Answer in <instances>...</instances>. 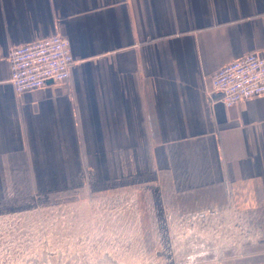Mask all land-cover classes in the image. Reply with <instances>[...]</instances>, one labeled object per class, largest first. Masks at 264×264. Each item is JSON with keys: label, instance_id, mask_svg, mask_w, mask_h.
<instances>
[{"label": "crops", "instance_id": "0c3cea01", "mask_svg": "<svg viewBox=\"0 0 264 264\" xmlns=\"http://www.w3.org/2000/svg\"><path fill=\"white\" fill-rule=\"evenodd\" d=\"M55 34L71 78L17 93L10 49ZM250 53L264 0H0V196L244 186L264 223V97L227 107L212 85Z\"/></svg>", "mask_w": 264, "mask_h": 264}, {"label": "rangeland", "instance_id": "374dc122", "mask_svg": "<svg viewBox=\"0 0 264 264\" xmlns=\"http://www.w3.org/2000/svg\"><path fill=\"white\" fill-rule=\"evenodd\" d=\"M194 194L129 182L0 196V264H264L249 189Z\"/></svg>", "mask_w": 264, "mask_h": 264}, {"label": "built area", "instance_id": "2783aa9c", "mask_svg": "<svg viewBox=\"0 0 264 264\" xmlns=\"http://www.w3.org/2000/svg\"><path fill=\"white\" fill-rule=\"evenodd\" d=\"M8 60L17 93L40 89L49 82L68 81L76 62L69 39L59 34L12 47ZM212 85L227 107L264 97V55L250 53L225 64L213 74Z\"/></svg>", "mask_w": 264, "mask_h": 264}, {"label": "trees", "instance_id": "16d2710c", "mask_svg": "<svg viewBox=\"0 0 264 264\" xmlns=\"http://www.w3.org/2000/svg\"><path fill=\"white\" fill-rule=\"evenodd\" d=\"M180 196H182V195H180ZM192 197H195V198H205L206 197V192H200V193H196V195H194V196H192ZM198 199V200H199Z\"/></svg>", "mask_w": 264, "mask_h": 264}]
</instances>
